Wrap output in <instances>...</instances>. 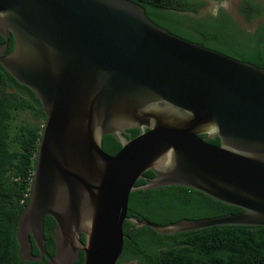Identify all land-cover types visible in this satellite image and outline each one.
I'll use <instances>...</instances> for the list:
<instances>
[{"label": "water", "instance_id": "95a60500", "mask_svg": "<svg viewBox=\"0 0 264 264\" xmlns=\"http://www.w3.org/2000/svg\"><path fill=\"white\" fill-rule=\"evenodd\" d=\"M0 35V65L45 114L16 228L21 261L118 264L125 221L159 235L264 227V68L172 34L130 0H0ZM109 135L122 146L114 156ZM172 186L243 212L167 225L128 217L132 192Z\"/></svg>", "mask_w": 264, "mask_h": 264}, {"label": "trees", "instance_id": "16d2710c", "mask_svg": "<svg viewBox=\"0 0 264 264\" xmlns=\"http://www.w3.org/2000/svg\"><path fill=\"white\" fill-rule=\"evenodd\" d=\"M141 5L147 16L172 34L203 44L239 61L264 68V24L253 31L243 29L224 9L218 15H201L203 0H130ZM220 2L223 0H211ZM238 13L248 24L264 16V4L241 0ZM5 40L0 35V45ZM14 47L11 38L6 54ZM25 114L32 121L16 123ZM45 114L36 95L17 81L0 65V264H47L48 260L21 261L16 228L30 201ZM131 138L139 135L129 130ZM204 138V136H201ZM219 145L220 140H210ZM121 144L113 137L103 140V151L114 156ZM153 172L145 177L153 178ZM142 179L136 186H142ZM243 212L220 203L193 189L172 186L156 190L135 191L130 195L128 217L167 225L184 219H209ZM55 221L47 217L44 225L47 251L54 255ZM123 254L118 264H264V227L215 226L203 230L159 235L151 228L132 229L125 221ZM85 238L82 236V241ZM33 255L39 251L33 244ZM76 264H84L81 254Z\"/></svg>", "mask_w": 264, "mask_h": 264}, {"label": "rangeland", "instance_id": "374dc122", "mask_svg": "<svg viewBox=\"0 0 264 264\" xmlns=\"http://www.w3.org/2000/svg\"><path fill=\"white\" fill-rule=\"evenodd\" d=\"M241 0H228L227 2L223 3L222 9L227 11L230 15L233 16V18L236 20V22L243 27V29H246L248 31H253L258 24H248L245 22L244 18L238 13L237 11V5L240 3ZM207 5L200 10L201 15H210L216 13V8L211 0L206 1ZM260 2H263L264 0H260ZM262 24H264V16L260 20ZM24 121H32L28 116H25V114H21L18 116L16 123L19 124ZM130 264H140L139 261H133L130 262Z\"/></svg>", "mask_w": 264, "mask_h": 264}, {"label": "flooded vegetation", "instance_id": "af4514ba", "mask_svg": "<svg viewBox=\"0 0 264 264\" xmlns=\"http://www.w3.org/2000/svg\"><path fill=\"white\" fill-rule=\"evenodd\" d=\"M203 1H209V0H203ZM228 0H223V1H220V2H214V1H212L213 2V4H214V6L215 7H217L216 9V13L215 14H213V16H216V15H218V12H219V10L220 9H222V5H223V3H225V2H227ZM257 2H260V0H256ZM133 2V1H132ZM136 3V2H135ZM260 3H263V2H260ZM210 15H212V14H210ZM261 21H258L257 23H255V24H258V23H260ZM129 134V133H128Z\"/></svg>", "mask_w": 264, "mask_h": 264}]
</instances>
